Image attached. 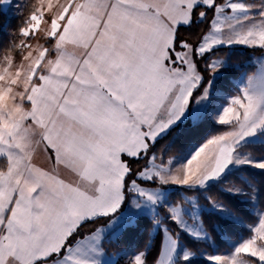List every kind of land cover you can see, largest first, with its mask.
Instances as JSON below:
<instances>
[{"label":"snow or ice","instance_id":"1","mask_svg":"<svg viewBox=\"0 0 264 264\" xmlns=\"http://www.w3.org/2000/svg\"><path fill=\"white\" fill-rule=\"evenodd\" d=\"M10 8L0 0V13ZM9 36L0 48V264L118 257L119 246L109 253L103 244L110 228L130 231L117 210L126 201L156 204L169 183L193 191L154 214L143 246L123 264H193L202 248L177 249L181 231L197 244L211 236L204 220L184 216L199 195L249 230L235 248L208 255L212 264H264V187L247 176L221 186L253 202L248 220L209 186L230 164L264 169V159L237 151L264 132V73L247 75L216 117L226 128L184 164L172 168L170 143L154 147L186 110L195 130L229 85L239 65L214 49L244 45L264 59V0H30ZM86 219L95 227L81 237ZM196 220L199 229L189 226ZM81 239L97 247L88 253Z\"/></svg>","mask_w":264,"mask_h":264},{"label":"trees","instance_id":"2","mask_svg":"<svg viewBox=\"0 0 264 264\" xmlns=\"http://www.w3.org/2000/svg\"><path fill=\"white\" fill-rule=\"evenodd\" d=\"M30 4V0L27 4L22 8L20 13L15 16H10L9 14L0 13V48H3L6 40L10 38L9 33L14 31L16 28L20 26L22 21L24 20L26 9ZM7 23V26L5 24ZM215 51L227 52L229 54L230 59L236 61L239 65L237 69L230 70L232 71V76L230 78V85H233V80L236 79L241 73L247 71L251 72L254 70V66L251 62H248V57L250 54L249 50H238L234 49L230 51L228 48H221ZM230 85H228L230 87ZM227 86V87H228ZM225 87V89L227 88ZM188 124L179 126L183 135L181 136L179 133L173 135V129L169 132L168 135L161 138L158 143L154 146L159 148L162 144L170 143L172 146V151L174 155L185 153L190 146L194 143H202L206 138L216 134L217 132L226 128L225 125L216 124L211 122L210 120H203L200 122L199 126L195 130H191L187 128ZM178 127H175L176 129ZM243 152L252 153L256 157H264V143H247L240 148ZM250 177L256 180L262 187H264V170L254 169L248 166H242L230 171L227 175H225L218 182L211 183L209 186L212 189V193L218 195L220 198L226 200L231 206L237 209L241 216L245 219L251 220L254 218V214L251 211L252 204L249 200H245V197L239 195H233L232 193H228L223 191L222 185L230 182L236 181L240 183H247L244 177ZM208 189H195L196 193H204ZM185 191L187 193H191L193 190L186 188H178L174 193H172L171 198L176 200L180 197V192ZM199 200L206 204L207 203L203 195H199ZM264 198L261 194L258 193V200ZM164 211V210H162ZM202 220H204L205 225L207 227L208 233L211 234L212 240L217 245L218 250H225L229 247L228 240L238 241L240 239L246 238L248 234V228L241 226L227 218H224L219 213L213 210H204L201 214ZM103 219V218H100ZM152 226V218L147 215H142L136 218L135 222L129 225L130 231L125 230L119 234V236L115 240L105 241V247L108 252H111L110 244L117 245L121 248V250L125 248H133L136 250L139 247H142L145 239L147 238V230ZM95 227V221L90 220L82 224L78 229L77 234L83 237L86 233L91 232ZM182 242H187L188 244L200 248L207 249L208 251H214L212 246L205 242H200L197 244V241L190 237L189 235L181 232ZM156 241H159V236L155 237ZM203 249V250H204ZM155 250V249H154ZM193 264H212L211 262L197 257L192 259ZM184 264H187L185 261Z\"/></svg>","mask_w":264,"mask_h":264},{"label":"rangeland","instance_id":"3","mask_svg":"<svg viewBox=\"0 0 264 264\" xmlns=\"http://www.w3.org/2000/svg\"><path fill=\"white\" fill-rule=\"evenodd\" d=\"M28 1L29 0H11V8L7 11V14H9L10 16L18 15L20 13V11L22 10V8H24V6L27 4ZM221 48H225V47L220 46L219 49H221ZM227 48L230 49V51H232L234 49L249 50L250 54L248 57V62H251L253 64L254 70H252L251 72L245 71V72L241 73L236 79L233 80V85L229 84L230 87L228 86L226 89L223 88L221 90L222 94L215 97L213 104L206 109H202L204 115H203V119L201 121L207 119L213 123L219 124L217 122L216 117H218L219 114L222 112L223 108L225 106H227V103H228L229 99L231 98V96L239 91V88L242 86L243 81L246 79L247 75L254 73V72L257 74L264 73V59H259L261 56V54L259 53V50H254V49L248 48L244 45H231ZM215 50H218V49H214V51ZM220 71L223 72L224 69H221ZM193 103L194 102L190 100L189 108H191ZM187 115H188V113L186 110L185 116H182L180 120L176 121V123L174 125H172L171 128L166 133H162L161 137L157 138L158 141L161 138H163L164 136L168 135L169 132L172 129H174L175 127H179V126L188 124V120L185 118ZM210 137H208V138H210ZM208 138H206L203 142H205ZM202 143H194L192 146H190V148L185 153L174 155V159L172 160V164H171L172 168L175 169V168H178L179 166H181L182 164H184L191 157V155L199 148V146ZM247 143H264V132H257L255 135L247 137V138H245V140L241 141L240 145H238V148H237L239 155L243 156V155H246L249 153V152H243L240 149L243 145H245ZM250 158L255 159V160L264 159V157H256L254 155H252ZM242 166H248V167H251L254 169H258V168L251 166V165H247V164H245V165L230 164L228 166V168L225 169V172L222 174V176L216 180L209 181V185L211 183L218 182L225 175H227L230 171H232L233 169L242 167ZM261 170H264V169H261ZM146 183L154 184L155 182L152 181V182H146ZM181 187L186 188V187L176 185V184H171V183L160 185L159 191L155 193V196L157 198L156 204H152L150 202H144V203H141L139 207H136L134 205H131L130 202L126 201L125 204H122L121 208L117 210V212L121 214V221L129 223V225H131L135 222L137 217L142 216V215H147L153 219L154 214H158V213L163 212L162 210H164L165 205H171L172 203H175L177 201H181L184 199V194L187 193L185 191H181L180 197L177 198L176 200L171 198L172 193H174L178 188H181ZM186 189H188V188H186ZM196 189H201V188H196ZM257 199H258V196H257ZM245 200H249V199L245 198ZM250 202L252 204V208H251V211H252V209L255 207V205L253 204L252 201H250ZM198 204H199V207L196 209H193L190 206H186L184 208V216L188 220L191 221V220H193L194 217H198L199 219H202L201 214L204 210H213V211H216L217 213H219L224 218H227V219L247 228L246 225L236 222L230 216L226 215L225 213L221 212L220 210L213 208L211 205H206V204L202 203L199 200V197H198ZM252 213H253V211H252ZM87 221H90V220L86 219V220L82 221L80 226H82V224H84ZM189 226L192 227L193 229H199L198 220L194 221ZM181 232L189 235V233L187 231H181ZM120 233H121V231H120L119 227H113V228H110L108 231H106L103 235L104 246H105L106 240L107 241L115 240L119 236ZM157 236H159V240H160L161 233H160V229L158 226L155 228V237H157ZM189 236L192 237L191 235H189ZM244 239L245 238L240 239L238 241L228 240L229 247L225 250L220 251V250H218L217 245L212 240V237L210 236V238H209V237L205 236L202 239V242H205V243L209 244L210 246H212V249L214 251L210 252L207 249L203 248L204 250L201 254L194 256V257H191V259L201 257V258L212 263V261H210L208 259V255H214V254H218V253L227 252V251L235 248ZM78 243L83 245L84 250L88 253H92V251L97 247L96 242L93 240L84 241L83 239H81ZM183 247H184V243L182 242L180 244L179 248L177 249V252L179 254H182ZM134 253H135V250L133 248H125V249L121 250V254L118 257H114L110 254L109 255H102L98 258L99 264H123V262L126 260V258L129 255H132Z\"/></svg>","mask_w":264,"mask_h":264}]
</instances>
